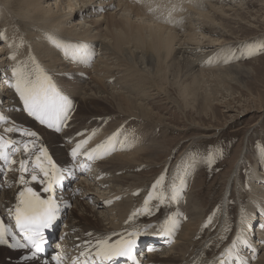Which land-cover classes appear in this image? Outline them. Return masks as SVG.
Returning <instances> with one entry per match:
<instances>
[{
  "label": "bare ground",
  "instance_id": "obj_1",
  "mask_svg": "<svg viewBox=\"0 0 264 264\" xmlns=\"http://www.w3.org/2000/svg\"><path fill=\"white\" fill-rule=\"evenodd\" d=\"M226 1H1L7 42L0 49V73L3 75L0 83V151L13 155L18 150L14 140L18 144L28 140L32 142V147L36 146V150L51 152L60 163L67 162L72 155L86 158L97 154L94 171L80 176L79 182L74 183L78 196L72 199L74 208L67 214L64 230L56 242L67 249L63 253L109 254L124 239L139 236L146 229L154 231L152 234L155 237L171 229L178 234L174 243L169 247L159 246L157 252H145L143 263L219 264L237 251L248 264H264V229H257V223L264 224V179L260 180L262 184H256L254 181L257 180L253 177L254 170L257 173L261 170L258 159L252 160V172L247 176L252 186L241 179L242 163L254 141L251 138L252 131L245 141L246 151L240 153L242 143L233 150L229 169L224 175L228 177V184L235 180V185L232 188L228 185L227 190L224 187L226 192L221 200L222 209L220 211L219 206L216 207V215H208L206 219V213L211 208L206 210L203 199L190 197L193 181L190 182L189 172L198 169V162L195 166L190 160H182L183 163L176 166L183 172L177 171L176 175L180 179L172 182L174 184L167 188L164 198L154 199L157 194L154 191L144 197L143 203L134 198L138 194L143 195L144 186L149 181L147 175L137 172L146 166L157 165L162 158L169 157L175 148L172 139L154 142L155 133L150 135L151 143L146 145L148 138L145 134L149 135L154 128L170 127L168 119L149 102L154 97L166 95L170 75L176 67L178 71L174 75L180 79L181 96L208 101L205 115L216 117L213 107L216 99L211 97L212 94L203 84L206 83V77L217 79L220 77L219 72L222 74L226 70L203 69L201 62L224 49L219 47L225 42L222 39L220 41L219 37L209 36L213 32L208 33V27L216 26L217 18L223 21L228 18L232 3L226 4ZM12 26L16 27H13L15 31ZM17 30L19 32L16 33ZM41 30L44 33L40 34ZM20 35L31 50L35 38L34 51L27 54V49L20 46ZM3 49L11 54V58H15L14 65H6ZM139 55L151 61V70L139 67ZM233 55L241 56L242 52L238 50ZM93 56L95 60L91 63L90 57ZM197 67L199 71L195 72ZM88 75L92 79L89 83L86 79ZM187 80L192 81L185 83ZM47 92L62 94L74 104V111L60 133L39 126L36 117L32 116L34 107ZM230 118L234 119L231 122L234 124L235 116ZM198 124L189 128L196 131ZM25 130L28 134L35 132L36 138L24 136L22 133ZM201 130L200 136L192 142L202 143L197 138L211 137L217 129L208 126ZM169 143L171 145H167ZM112 149L114 151L108 157L101 158L102 154ZM227 149L232 148L228 145ZM22 155L27 158L26 153ZM16 169V164H11L5 178L7 189L3 193L1 205L6 215L10 214L17 201L14 181L9 182L10 174H14L15 179ZM259 175L264 177V172H259ZM215 180L213 177L208 189H205L209 193L213 190ZM232 191L243 196L248 192L247 208L241 209L239 217H235L236 222L232 220ZM184 193H188V196L185 197ZM65 194L69 200L71 191ZM89 200L94 202L92 207ZM239 203L241 206L243 201L239 199ZM212 207L213 211L214 203ZM214 227L217 236L232 234L225 246L227 241L213 247L214 241L210 235ZM204 236L207 238L202 239ZM157 242L153 240L151 244L156 245ZM249 246L252 250L248 252L246 248ZM4 251L14 257L24 255L0 248V264H5L1 259ZM253 251L258 252L257 259L251 255ZM5 260L7 264H13Z\"/></svg>",
  "mask_w": 264,
  "mask_h": 264
},
{
  "label": "rangeland",
  "instance_id": "obj_2",
  "mask_svg": "<svg viewBox=\"0 0 264 264\" xmlns=\"http://www.w3.org/2000/svg\"><path fill=\"white\" fill-rule=\"evenodd\" d=\"M1 1L3 0H0V6L2 4ZM230 1L231 0H227L225 2L226 4L232 3V7L230 6L229 8L230 17L228 16V18L224 21L217 18V27H208V33L213 32V34L209 36H215L216 38L219 37L220 41L222 39V41L225 42H223L224 44L219 47L220 49L224 47V49H218L219 51L215 55L208 56L207 59L204 58L201 62L203 69L212 70L221 68L220 71L226 70L222 72V74L221 72H219L220 77H217V79H209L206 77V83L203 84V86H205L207 90H209V92L212 94L211 97L216 99L215 102H213V107L216 111V117H214L212 114L205 115L206 103L208 101L204 102L202 100H199L198 98L194 100V98H191L189 96L185 99L181 96L179 87V84H181L180 79L175 77V73L178 71V68L176 67L170 75V82L166 95H164V97L162 95L159 97H154L149 102L156 107V111H159L164 117L168 119L167 122L170 127L166 129L154 128V130H151L149 132V135L147 133L145 134L148 138V140L146 139L148 142L146 143V145L151 143L149 137L151 134L155 133L154 142L158 141L159 139L162 141L165 139H172L173 141L171 140V143L173 142L175 148L172 149L169 157L162 158L157 165H151L150 167L146 166L144 167V170L142 169L143 171L140 169V172H137L138 174L147 175L149 179L148 184L144 186L142 193L143 195L139 196L138 194L134 197L138 200L139 203H143V200L145 199L144 197H148V195H150L152 191L157 193L154 199L164 198L166 196L167 188H171L174 184L172 182L180 179L176 174H178V172L180 171L183 172V169H178L176 166L178 164H182L183 161L189 162L190 160L194 163L195 166L198 162V169L191 168L192 170H190L189 172V177L191 179L190 182L193 181L191 182L189 190L190 197L192 195L193 198H198L199 200L203 199V201L205 202L206 210H208V208H211L212 211V205L214 203L215 208L212 212L208 210L205 216L206 219L208 215H216V207L219 206L220 211L222 209L221 200L227 190L228 185L230 188L235 185V180L231 184H228V177L224 175L225 171L229 169V161L232 159L233 150L239 143H242L243 145L242 147H240V150L242 149L240 153L243 154V152L246 151L245 141L252 132L253 133L251 138H253L254 141L252 142V147L250 146L251 148H249L247 152V158H249V160L246 158L242 163V182L245 184H250L252 186L251 183H248L247 176L249 172H252V168L250 165L254 162L252 161L253 159H258L263 166L264 0ZM4 16L5 15L3 13V9H0V49L3 46H6L5 41L7 42V38L5 35V31L7 30L3 29V25H5L6 23V21L4 20ZM13 27L15 26H12L13 31H15L16 27L15 29ZM32 31L35 32L36 30ZM17 32L19 31L17 30L16 33ZM37 32H39V30H37ZM42 33H44V31L41 30L40 34ZM19 38L20 41L22 40V44L20 46H23V48L25 47L27 49V54L34 51L35 38L32 40V50L30 49L27 41H25L24 37H21L20 35ZM21 38H23L24 41ZM238 50L239 52H242V57L233 55L235 52H238ZM3 51L4 59L5 61L7 60V63L5 62L6 65H14V61H16L15 58H11V56H9L11 54H8L6 49H3ZM223 53H225V56L221 55ZM229 54L230 56H228ZM217 56L220 58H224L219 59L217 58ZM127 58L130 60L129 55H127ZM137 62L141 69L151 70L152 68L151 61L149 62L148 59H145L141 55L138 56ZM222 62L224 63L222 64ZM194 71H199V67H197ZM2 76V73H0V83L3 79ZM86 79L88 83L92 80L90 75H88ZM191 81L192 80H187L185 83H190ZM183 86L185 85L183 84ZM187 102L189 103V106ZM230 116H235L234 124L231 123L234 119L232 120ZM140 122H143V120H140ZM194 124L199 125H197V129L195 128L196 131L189 128ZM208 126H212L217 129L216 132H213V136L197 138L200 139L202 143H194V138L199 137L202 133L201 128ZM167 145L171 144L169 143ZM228 145L231 146V150L227 149ZM204 150L206 153H210V155H206V153H204ZM186 151H189L190 154H186ZM214 157L216 160L212 159ZM210 161L212 163H209ZM218 165H222V167H217ZM262 166L260 168L261 170H258V173L257 170L253 171L254 180H257L254 181V183L256 184H262L260 180L264 179V177L259 175V172H264V168H262ZM214 167H216V169ZM175 176L178 178L174 179ZM213 177H215V179L217 180H215V182L213 183V190L210 192V194L209 191L205 189H208L209 182ZM216 184L217 186H215ZM224 187L226 190L224 189ZM238 187L239 185L237 186V188ZM159 188L161 189V191H159ZM184 196L187 197L188 193H184ZM215 196L218 197V199H216ZM247 197L248 192L245 193V196H243L242 194L239 195L233 191L231 192L230 198L232 201H230V204H232L234 208V211H232V220L234 222H236L235 217H239L241 209L247 208ZM239 199L243 201V203H241V206H239ZM93 204L94 202L92 200H89V205L91 207L93 206ZM209 205H211V207H209ZM220 211L217 214V218H219L218 215L220 214ZM74 212L76 211L74 210ZM215 229L216 228L214 227L210 235V239L214 241V243L212 244L213 247H215V245L217 244L221 245L225 243L229 238L232 237L231 233L217 236L215 233ZM217 231L218 230H216V232ZM232 232L234 234V231ZM202 233L204 234L205 230ZM205 237L207 238V236H204L202 237V239H206ZM227 243L228 241L223 246H225ZM16 258L17 257L9 255V253H7L6 251H4V254L1 256V259H3L2 262H5V264H7L5 259H7L8 262H12L14 264V261L17 260Z\"/></svg>",
  "mask_w": 264,
  "mask_h": 264
}]
</instances>
